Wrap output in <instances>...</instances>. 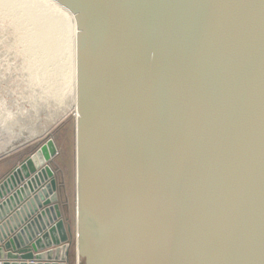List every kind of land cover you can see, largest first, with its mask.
I'll return each mask as SVG.
<instances>
[{"label":"water","instance_id":"1","mask_svg":"<svg viewBox=\"0 0 264 264\" xmlns=\"http://www.w3.org/2000/svg\"><path fill=\"white\" fill-rule=\"evenodd\" d=\"M57 1L81 264H264V0ZM56 194L34 153L1 181L0 264H67Z\"/></svg>","mask_w":264,"mask_h":264},{"label":"rangeland","instance_id":"2","mask_svg":"<svg viewBox=\"0 0 264 264\" xmlns=\"http://www.w3.org/2000/svg\"><path fill=\"white\" fill-rule=\"evenodd\" d=\"M20 37L19 31L11 28L9 23L0 20V132L10 121L19 123V127L24 126L27 130L29 128L35 130L40 126L42 120L48 118V109L51 108L52 111L57 112L67 105L70 107H68L69 110L64 118L53 125L47 136L31 140L18 150L6 152L7 154L13 153L8 156L10 160L8 166L11 168L17 166L19 162L33 154L41 144L46 143L45 141L49 138L54 140L57 153L48 154L44 149H39V153L35 152L34 157L38 162H42L41 166L48 165L54 172L56 202L60 205L62 219L68 229V245L61 249L58 256L64 257L67 264H81V253L78 252V111L73 108L74 93L70 98L68 97L67 105L65 101L61 104L53 101L54 94L50 89H57L54 82L59 80L58 75H60V68H57L59 62H56L57 52L56 59L51 56L48 65L43 59V54L38 53L37 62L33 64L32 69V63L25 55L27 49ZM27 60L30 64H27ZM56 77L58 78L56 79ZM23 106L28 107L24 112H22ZM19 113L21 114L16 116ZM0 146H2L1 142ZM6 174L2 178H5L9 173Z\"/></svg>","mask_w":264,"mask_h":264},{"label":"bare ground","instance_id":"3","mask_svg":"<svg viewBox=\"0 0 264 264\" xmlns=\"http://www.w3.org/2000/svg\"><path fill=\"white\" fill-rule=\"evenodd\" d=\"M0 20L9 23L11 28L20 31V36L23 35L20 40L22 39L23 44H25L27 49L25 50V55L30 59L32 69L33 64L37 62L38 53L43 54V59L46 60V65H48L51 61V56L56 59L57 52L56 62H59L57 68H60V75H58L59 80L56 77L57 80L54 82L57 85V89L53 90L50 87V91L54 94L53 101L60 104L65 101L67 105L68 97L70 98L72 93H74L73 108L78 111L76 75L77 19L71 10L57 0H0ZM55 59L53 60L54 62ZM27 64H30L28 60ZM40 77L36 78L39 79ZM68 107L70 106L67 105L57 112L52 111L51 108L50 110L48 109V118L42 120L40 126L35 130L30 128L27 130L24 126L19 127V123L10 121L9 125L7 124V127L4 126L5 128L0 132V142L2 144L0 146V156L6 152L22 148L23 145L31 140L47 136L53 125L62 120L67 114ZM25 108L28 109V107L23 106L22 112L25 111ZM45 142L39 148L44 149L48 154H53L52 149L46 145L47 141ZM34 161L40 170L46 167L41 166L42 162H38L35 157ZM78 252H80V249Z\"/></svg>","mask_w":264,"mask_h":264},{"label":"crops","instance_id":"4","mask_svg":"<svg viewBox=\"0 0 264 264\" xmlns=\"http://www.w3.org/2000/svg\"><path fill=\"white\" fill-rule=\"evenodd\" d=\"M13 153H5L4 155H2V156H0V183H1V181L4 179V178H2L6 173L8 174V173H10L13 169H14V167H16V166H12V168L11 167H9L8 165H10V160L8 159L9 157L8 156H10V155H12ZM12 162H13V160H12ZM22 162V161H21ZM20 163V162H19ZM8 166V167H7ZM11 168V170H9ZM6 174V175H7ZM2 179V180H1Z\"/></svg>","mask_w":264,"mask_h":264}]
</instances>
